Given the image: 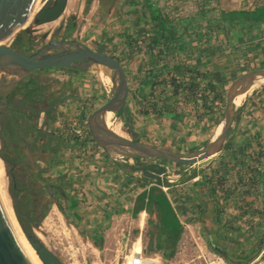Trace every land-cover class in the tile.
<instances>
[{"label":"rangeland","instance_id":"1","mask_svg":"<svg viewBox=\"0 0 264 264\" xmlns=\"http://www.w3.org/2000/svg\"><path fill=\"white\" fill-rule=\"evenodd\" d=\"M257 1L211 0L205 3L204 0H153L157 10L159 8L169 20L175 22L174 26L177 22L181 25L182 21L189 22L192 26H200L196 30V36L193 34L186 37L190 51L188 62L204 64L200 68L207 65L215 85L211 87V98L206 102L200 93L196 97L188 98L174 96L172 87L168 85L171 76H160L158 80L163 84L157 87L156 96L153 98L161 100L158 104L166 102L168 107L174 106L180 115L177 119L170 115H143L138 112V108L146 109L147 102L141 95L133 98L134 91L141 85L150 69L159 67L164 61L167 63L174 59H183V55L181 57L174 51L173 55L166 52V58L158 61L162 57L159 47L147 45L150 41L145 39V33L141 31L144 22L150 19L148 10L140 6L144 5L141 0H136L140 4L135 7L130 5L132 0L131 3L130 0H92L90 3L87 0H69L66 11L57 21L37 25L34 16L22 19L11 30L6 44L19 47L17 40L28 29L33 44L22 49L29 52L60 40L79 41L93 50L104 51L120 59L126 68L131 89L129 111L124 116H113L110 121L111 128L135 140L190 151L202 148L211 139L223 114L230 83L253 66H264V25L259 30L256 28L252 33L239 37L234 36L232 29H225L221 33H214V39L210 40L203 37L201 27L213 19V12L218 9L253 8ZM149 32L156 33L155 30ZM172 44L174 49L176 45ZM95 70L53 68L37 71L29 76L30 79H39L41 92L49 98L52 96L49 101L69 92L75 97L36 116L38 127L46 133L43 135L45 142L40 138L39 147L34 154L24 153L22 157H14L7 151L2 152L4 157L16 163L13 167L0 157V185L5 193V202L16 220L14 200L9 191L12 184L10 171L15 180L19 178L33 185L30 193L33 198V215L39 217L42 209L48 210L47 216L39 224L33 223L31 229L60 258L62 264H125L137 241L143 248L140 256L143 259H158L160 264H232L210 249V244L216 249H220V245L209 233L210 219L204 217V222H199L201 213L192 187L198 189L202 184L208 185L207 189L212 193L210 200L215 201L225 215L234 219V234H245L254 230L253 227L259 222L255 208L257 209L261 198L255 181L250 180L259 174L255 173V169L259 168L260 173L264 171V147H256L257 141L264 144V84L242 99L240 115L238 114L228 137L233 144L246 143L251 146L247 151L249 158L245 159V155L237 150L232 155L224 152L205 168L198 181L167 189L177 209L188 214L190 219L184 220L186 234L179 243L176 256L170 261H164L160 253H154L149 246L148 223L144 230L139 231L125 217L122 219L116 208L112 214L117 216L116 220H111L108 228H97L99 223L94 219L100 218L102 205L98 199L91 198L89 175L86 173L87 178L82 173L76 180L73 177L70 181L67 178L75 165L76 157L84 162L91 158L89 150L81 146L83 133L87 130L83 123L94 109L107 101L113 90V82L102 81ZM61 87L64 93L59 91ZM206 106H213L214 112L210 113ZM71 128L74 133H70ZM44 146L46 148L41 149ZM1 148L0 140V150ZM133 162L142 166L151 163L164 164L173 174L180 172L179 175L187 169L162 160H145L144 164H138L136 160ZM244 165H250V168H242ZM204 176L215 180V184H208ZM219 179L224 180L228 194L225 195V188L217 183ZM130 193L133 195L137 191ZM55 202H59L69 212V218L60 211ZM53 211H56L58 217L52 215ZM18 225L22 230L19 222ZM100 234L104 241L102 247L97 248L93 240ZM251 246L248 245L247 248ZM249 264H264V252Z\"/></svg>","mask_w":264,"mask_h":264},{"label":"water","instance_id":"2","mask_svg":"<svg viewBox=\"0 0 264 264\" xmlns=\"http://www.w3.org/2000/svg\"><path fill=\"white\" fill-rule=\"evenodd\" d=\"M36 1L0 0V76L10 78L7 82L0 81V105L7 104L6 100L1 98L2 95H6L17 83L29 77L35 70L67 68L84 71L99 65L108 68L113 76L112 93L106 102L87 116L83 125L92 139L122 172L137 179L145 177L151 181V184L158 187L169 189L190 183L199 177V174L218 155L224 153L229 134L241 110L240 102L253 89L264 84V68L246 71L230 83L226 92L223 114L211 139L202 148L181 151L120 136L106 121L108 113H113L111 120L113 116L117 117L120 114L130 95L126 70L116 57L104 51L93 50L79 41L60 40L31 52L6 44L13 26L26 16ZM68 1L38 0L41 9L34 17L36 24H47L60 19L67 9ZM47 109L49 108L43 111ZM4 115L12 120L10 113L5 112ZM0 125H3L2 118H0ZM0 139H2L1 132ZM2 150L3 147L0 150L1 159L15 167L16 163L4 157ZM137 159L162 160L187 169L183 174L173 176L164 164L136 165L133 160ZM10 176L12 178L9 188L11 197L19 202V197L13 192L16 180L12 171ZM22 231L44 264H62L60 258L43 243L33 229L27 231L22 228ZM0 264H31L13 231L1 198Z\"/></svg>","mask_w":264,"mask_h":264},{"label":"trees","instance_id":"3","mask_svg":"<svg viewBox=\"0 0 264 264\" xmlns=\"http://www.w3.org/2000/svg\"><path fill=\"white\" fill-rule=\"evenodd\" d=\"M219 2V0H216ZM205 3L211 2V0H204ZM141 3L144 6L148 7L151 11L150 18L151 21H158V32L155 42L157 44H162V40L166 37L167 31H172L174 27L169 26L168 16L163 12H157L152 9L153 0H141ZM89 8V4L87 5ZM214 9V8H213ZM213 19L201 27L203 37L206 36L208 40L214 39L212 37L216 32H222L225 29H232L234 36L239 37L245 33H252L256 28L258 30L264 25V0H258L256 5L253 8H240L236 10H225L218 9L213 12ZM191 33L197 34L195 31L198 27H194L190 24L187 25ZM193 27V28H191ZM195 28V29H194ZM200 29V26H199ZM244 31V33L242 32ZM30 31H23L22 37L20 40H17L19 45H32L33 40L31 37ZM190 33V34H191ZM183 34H173L174 43L176 48L181 50L186 49L188 42L183 40ZM196 36V35H195ZM205 53V51H203ZM204 65V64H203ZM263 66V65H262ZM174 73L171 77V87L172 93L174 96H186L196 97V95H201V97L207 102L210 99L211 87L215 86L213 83V76L211 74L210 68L205 66L204 69L199 70L194 64H190L188 67L183 66L181 70V64L173 65ZM258 67H252L248 70L255 69ZM264 68V66L262 67ZM48 69V68H45ZM67 69V68H63ZM247 70V71H248ZM81 71V70H80ZM223 75V72H221ZM221 75V74H220ZM154 78V72H150L146 76L145 80L142 82L143 87H148L151 89L148 97L144 98V101L147 102L148 106L146 109L142 110L141 113L144 115H155L157 117H166L167 115L177 119L180 115L176 111L175 107H168L165 102L158 104L161 100H153V103L150 105V102L154 96L155 98V86L156 83L151 81ZM162 94V93H161ZM153 98V99H154ZM209 109L210 113L214 112V107L206 106ZM124 111L120 112L121 116ZM209 114V113H208ZM240 115V112H239ZM80 136V135H79ZM42 136V140H43ZM84 139L81 142V146H84L86 150L91 151L92 154L103 153L104 156L108 157L101 147L92 139L88 130H85L83 133ZM135 137V135H134ZM77 140V138L75 137ZM251 146L245 144H233L229 138L226 144L225 152L232 155L237 151H240L242 155H245V159L249 158L247 154L248 149ZM256 147L262 148L264 144L257 141ZM194 150V149H193ZM237 150V151H236ZM236 151V152H235ZM109 158V157H108ZM16 161V160H13ZM138 164H144L143 159L136 160ZM153 162V161H152ZM244 162V161H242ZM10 165V164H9ZM180 168L183 166L177 165ZM242 168L249 169L250 165H244ZM259 168L255 169L257 176L254 178L251 177L250 181H255L257 188V193L260 196V203L258 204L256 213L259 217V222L256 226L253 227L254 230L251 232H245V234H234L233 223L235 222L231 219V216H227L223 211L217 206L215 201H211L212 193L208 191V185H201L197 188H193L195 193V198L198 202V208L201 213L200 223L204 222V217L210 219V234L215 240L220 249L213 248L210 244V249L216 254L220 255L226 262L232 264H249L254 259H256L264 249V171L259 172ZM176 174L180 173L178 171ZM204 173V171L202 172ZM200 173L199 175H202ZM260 175V176H259ZM256 178V179H255ZM204 180L209 184H215V180H212L209 177L204 176ZM139 188L136 190L137 194L135 196V202L133 211L131 212L133 217H137L140 212L145 211L148 215V236L150 237L149 246L151 247L154 253H160L164 261H170L173 259L177 252L179 243L185 232V221L189 220L190 216L185 212L179 211L174 204L173 199L171 198L168 190L158 187L151 184V181L142 177L141 179H136ZM204 181V182H205ZM217 183L221 185L222 188H225L224 192L228 194L224 180L219 179ZM33 185L28 182L16 178V186H14L13 191L19 197L20 201H14V209L16 212L17 220L21 227L27 231L31 230L33 223L39 224L41 220L47 216L48 210L42 209L41 216L36 217L33 215L31 208L33 203V198L30 195ZM172 189V188H171ZM251 191L249 190V193ZM58 204L60 211L69 218L70 214L66 209ZM185 213V214H183ZM239 218V217H236ZM105 229V228H104ZM103 229V230H104ZM102 230V231H103ZM104 241L103 235H97L94 238L93 243L97 248H101ZM248 245H252L249 249Z\"/></svg>","mask_w":264,"mask_h":264},{"label":"flooded vegetation","instance_id":"4","mask_svg":"<svg viewBox=\"0 0 264 264\" xmlns=\"http://www.w3.org/2000/svg\"><path fill=\"white\" fill-rule=\"evenodd\" d=\"M107 1L114 2V0H107ZM87 2L90 3L89 0H87ZM130 3H131V0H130ZM138 4H140V3L138 2ZM138 4H137L136 0H132V4H130V5H134V7H135V6H138ZM140 6L145 8L146 11L148 10V16L150 18L151 11L149 10V8L144 6V5H140ZM152 6H153L152 9L154 11L156 10L158 13L162 12L159 8L157 10V6L154 4V2H153ZM145 13H147V12H145ZM174 23L175 22L169 20L168 25L174 26ZM181 23L182 24L180 25L179 22H177V24L171 29L172 31H167V33L165 35L166 37L162 40L163 41L162 42L163 46H162L161 43L157 44L155 42V39H156L157 35L159 34L158 26H157L158 21L153 22V21H151V18H150L149 20L144 22V25H143V28H141L142 29L141 31H143L145 33L144 34L145 39L148 38L149 39L148 41H150V43H147V45L149 44L150 46H153V47H155V45H156L160 49L159 52L160 51L163 52V53L160 52V55L162 57L160 59H158V61L166 58V55H165L166 52L174 54V51H176L175 53L178 52V54H180L181 57L183 55V59L182 58H180V60L174 59V61H172V62L170 61L167 63H165V61H164L159 67L150 69L145 74L144 79L141 81V85L138 86L136 88V90L134 91L133 98L141 95L143 97L142 99H144L145 97L149 96L148 94H150L151 89H149V86L143 87L142 82L145 80L146 76L150 74V72H152V71L154 72V78H152L151 81L156 83V86L154 88L155 93H156L157 87H159L160 85L163 84V82L158 80V79H160L159 77L162 76L163 74L164 75L169 74L172 77V75L174 73L173 71L175 68V67H172L173 65L181 64V70H183V66L188 67L191 64V62H188L189 59L187 58V57H189L188 54L190 53L188 43L186 45V49L181 50V51L179 49H177L176 47L174 48L175 49L174 50L171 46L172 43L174 44V42H173L174 37H172L173 34H178V35L180 34L181 35V33H182L183 34L182 38L185 41L187 39L186 38L187 36H189V35L192 36L194 34V33H191L188 29L187 25L190 24L189 22H183L182 21ZM194 27L195 28L198 27V29H199L198 24H196V26H194ZM191 28H193V27H191ZM198 29H196V30H198ZM150 30H155L156 33L153 34V33L149 32ZM26 31H29V30L26 29ZM56 31H58V30H56ZM56 33L57 32H55V34ZM194 35H196V34H194ZM32 40H33V38H32ZM18 46L19 47H17V48L22 49L24 46L27 47L28 45H19L18 44ZM22 50H24V49H22ZM172 55H171V57H172ZM118 61L122 64L120 59H118ZM195 66H197V68H199V70L204 69V68H200V67H203V64L195 65ZM123 67H124V65H123ZM48 69H53V68H48ZM124 69L126 70L125 67H124ZM41 70H47V69H38V70H35L34 72L41 71ZM34 72H32V73H34ZM126 73H127V71H126ZM127 77H128V75H127ZM171 77L168 80L169 86H171ZM9 80H10L9 77L0 76V81H2V82H7ZM38 81H39L38 78L30 79L29 77H27L26 79L17 83L6 95H2V97H1L2 99H5L7 102V104H5V105H0V118L3 119V125L2 126L0 125L1 137L3 139V140L0 139L2 142V147H3L2 152L7 151L9 153V155H11V156L22 157V156H24V153L34 154L39 147L38 142H39L40 138L44 135V133H46L43 130H41L40 127H38V122H37L36 116L39 113L43 112V109H45V108H49V109H47V111L51 110L53 108H57L58 106L65 103V101L71 99L72 97L73 98L75 97V95H73L69 92L67 94L61 95L59 98H55L52 101H49L50 99H52L51 98L52 96H50V98H49L41 92V87L39 86ZM128 82H129V80H128ZM165 84H166V82H165ZM62 89H63V87H61V90H59V91L64 93L63 92L64 90H62ZM130 93H131V89H130ZM48 95H50V94H48ZM155 96H156V94H155ZM129 100H130V95L127 99L125 107L122 109V111H124V113L121 116H124V115H126V113H128V111H129V105H128ZM154 100H156V99H154ZM141 111L142 110L138 108V112L141 113ZM5 112H8L11 114L12 120H10L8 117H6L4 115ZM73 130L74 129L71 128L70 133H74ZM83 139H84V137H83ZM42 142H45V139H43Z\"/></svg>","mask_w":264,"mask_h":264},{"label":"crops","instance_id":"5","mask_svg":"<svg viewBox=\"0 0 264 264\" xmlns=\"http://www.w3.org/2000/svg\"><path fill=\"white\" fill-rule=\"evenodd\" d=\"M236 9L240 8H232L228 10ZM45 148L46 146L41 147V149ZM89 153L92 154L91 151ZM80 161L81 159H78V157H76L74 162L75 165L72 167L73 169L71 168L72 170L67 175V178L70 181L73 177H75L76 180L77 177H79L82 173H85V175L87 173V175H89L91 183V186L89 188L91 191V198L93 200H95L94 198H96V200L98 199L100 201L99 203L102 205L100 218L94 219L95 221L98 220L97 223L99 224L96 225L97 228H108L110 226L109 223L111 222V220L114 222V220H116L117 218L116 215H112L114 210L116 211L117 208V214L120 215L122 219L123 217H125V219H127V221L130 222L133 227H136V229H139V231L144 230L148 223V214L143 211L140 212L137 217H133L131 213L133 211L135 196L137 193L132 195L130 191H136L139 188L137 181H135L137 178L125 174L113 164L110 158L99 153L91 155L89 161H87V159L85 162ZM171 174L173 176L179 175L176 173L173 174L172 171ZM87 175L86 177L88 178ZM199 177L195 178L193 182L198 181ZM185 234L186 232H184L180 242L183 241ZM263 252L264 249L261 253L263 254Z\"/></svg>","mask_w":264,"mask_h":264},{"label":"bare ground","instance_id":"6","mask_svg":"<svg viewBox=\"0 0 264 264\" xmlns=\"http://www.w3.org/2000/svg\"><path fill=\"white\" fill-rule=\"evenodd\" d=\"M40 9H41V7L38 5V0H37L33 4V6L31 7V9L29 10V12L26 14V16L24 18H26V17L29 18V17H32V16L35 17V15L40 11ZM24 18H22V19H24ZM20 21H18L13 26V28H15L19 24ZM93 68L96 69L95 71H96L99 79H101L102 81H105V82H113L112 73H111V71L108 68H106L104 66H101V65L94 66ZM112 115H113V113H108L107 116H106V121H107L108 125H111L110 124V120H111ZM114 132L116 134L120 135V136L127 137L123 133L119 132V130H114ZM127 138H129V137H127ZM1 177H2V173H1V170H0V180H1ZM4 194H5L4 193V190H3L2 186L0 185V198L2 200V203L4 205V208L6 210V213L8 215V219H9V221L11 223V226L13 228V231H14V233H15V235H16L19 243H20V245L22 246V248H23L26 256L28 257V259L31 262V264H44L39 259L36 251L31 246V244L27 240L26 236L24 235V233L20 229V227L18 225V222H17V220H16V218H15L12 210L7 206V204L5 202V195ZM52 215L58 217L56 211H53L52 212ZM51 218H52V216H51ZM141 226H142V224H141ZM141 254H142V248H141V246H140L139 243H136V245L132 248V250H131L130 254L128 255V257L126 258L127 262L125 264H134V259H140V255ZM139 262H141V260H139ZM142 263L143 264H160L159 260L158 259H155V258L154 259H152V258L151 259H144V262H142Z\"/></svg>","mask_w":264,"mask_h":264},{"label":"built area","instance_id":"7","mask_svg":"<svg viewBox=\"0 0 264 264\" xmlns=\"http://www.w3.org/2000/svg\"><path fill=\"white\" fill-rule=\"evenodd\" d=\"M139 260H141V262H139ZM142 262H144V259L141 256L140 259H134V264H143ZM212 264H215V262H212ZM218 264H220V262H218Z\"/></svg>","mask_w":264,"mask_h":264}]
</instances>
